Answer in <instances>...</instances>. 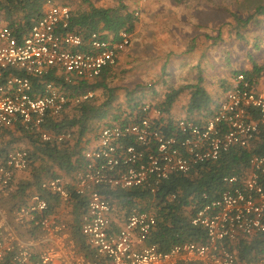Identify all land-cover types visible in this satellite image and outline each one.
<instances>
[{
    "label": "built area",
    "instance_id": "2783aa9c",
    "mask_svg": "<svg viewBox=\"0 0 264 264\" xmlns=\"http://www.w3.org/2000/svg\"><path fill=\"white\" fill-rule=\"evenodd\" d=\"M72 16L68 6L47 0L25 34L0 28V134L21 127L44 142L71 140V133L46 131L48 118L92 100L94 91L69 87L99 78L131 45L126 32L119 40L98 33L85 39L71 30ZM165 118L162 109L145 103L137 122L103 127L86 146L80 169L42 181L41 192L57 206L41 192L21 206L0 204V264H264V250L254 260L234 251L240 239L264 233V156L251 157L245 177L224 178L218 199L203 195L205 204L190 223L205 229L204 243L176 244L167 252L147 244L157 225L153 213L133 207L119 216L107 194L141 188L157 196L173 176L247 149L264 129V90L238 73L202 124ZM30 164L27 148L5 150L0 138V201L16 193L17 178ZM75 203L88 254L72 233Z\"/></svg>",
    "mask_w": 264,
    "mask_h": 264
},
{
    "label": "trees",
    "instance_id": "16d2710c",
    "mask_svg": "<svg viewBox=\"0 0 264 264\" xmlns=\"http://www.w3.org/2000/svg\"><path fill=\"white\" fill-rule=\"evenodd\" d=\"M46 1L0 0V14L6 16L8 26L17 35H22L42 17ZM123 1L119 0L117 6L110 8L90 4L88 10L78 13L72 11L71 30L80 33L85 39L92 33H98L103 39L113 37L115 40L120 39L121 32L133 35L139 20L136 14L129 11L128 7L123 4ZM230 16L234 23L228 25L233 26L238 38L244 40L245 36L240 32L241 30H249L250 27L262 28L264 0L253 3L246 16L238 12L231 13ZM218 38L221 39V37ZM252 64L250 71L242 70L236 74L243 73L254 85H258L260 79L263 78L264 68L253 59ZM114 69L115 66L105 69L102 75L93 82H83L78 86L69 87L74 90V93L84 89L94 92L103 89L106 92V100L101 104L97 105L95 95L88 102L73 106L57 117L48 118L45 125L46 131L53 134L71 133V140L44 142L39 135L29 133L21 127L5 130L0 134L5 150L17 148L15 144L21 140L27 144L31 158L29 169L17 178L16 193L8 200H1L2 206L7 208L21 206L32 194L41 192L40 185L45 179L70 175L80 169L83 166V153L86 150V147L82 146V138L86 135L91 122L96 120L101 122L98 132L106 126L135 123L140 119L141 108L145 103L162 109L165 113V120L172 121L174 119L171 111L174 104L188 95L189 101L185 108L186 118L202 124L213 116L218 102L221 101V99H214L206 88L202 76H198L193 83L169 88L163 98L158 101L153 100L154 96L144 99V97L135 95V92H140L143 96L145 86L142 85H137L133 91L127 89L124 99L118 101L117 94L114 93L115 89L107 83ZM230 89V87H225L226 92ZM113 109H116L117 113L112 112ZM163 132L170 134V129H164ZM254 155L264 156V129L247 149H233L222 154L217 161L200 165L187 175L173 176L164 183L157 196H152L141 188L128 191L110 189L107 194L119 216H125L133 207L151 212L156 216L157 225L147 244L156 245L159 251L167 252L174 245L186 242L204 243L207 240L205 229L193 227L190 223L191 218L205 204L203 195L207 194L209 201L218 199L226 187L224 178L245 177L249 172V161ZM43 195L51 204L57 206V201L50 195L46 193ZM80 209V205L75 203L74 217L71 221L72 233L80 250L88 254V247L85 245V238L79 225ZM262 250H264V233L242 238L234 246L235 254L240 259L254 260Z\"/></svg>",
    "mask_w": 264,
    "mask_h": 264
},
{
    "label": "rangeland",
    "instance_id": "374dc122",
    "mask_svg": "<svg viewBox=\"0 0 264 264\" xmlns=\"http://www.w3.org/2000/svg\"><path fill=\"white\" fill-rule=\"evenodd\" d=\"M54 1L75 13L88 10L90 4L110 8L119 2ZM251 1L124 0L123 4L139 21L136 32L131 35V45L120 55L107 79L110 87L115 89L118 101L124 99L127 89L133 91L137 85L145 86L146 92L143 96L140 92L135 95L144 99L154 96L153 100L158 101L169 88L193 83L198 76L205 80L206 88L215 100L224 98L225 87L232 86L235 73L247 68L252 59L264 60V24L261 29L241 30L244 40L238 38L233 26L228 25L234 23L231 13L246 16L253 3L259 0ZM4 25H8V21L1 13L0 28ZM95 93L97 105L106 100L103 89ZM100 124L98 120L89 124L82 138L83 147L95 141ZM15 145L17 148L28 147L21 140Z\"/></svg>",
    "mask_w": 264,
    "mask_h": 264
},
{
    "label": "crops",
    "instance_id": "0c3cea01",
    "mask_svg": "<svg viewBox=\"0 0 264 264\" xmlns=\"http://www.w3.org/2000/svg\"><path fill=\"white\" fill-rule=\"evenodd\" d=\"M138 27V26H137ZM137 27H136V30H137ZM136 30H135V32H136ZM258 62H259V64L260 65H264V60L263 59H261V61H260V59L258 60ZM252 67H253V64H252V61H251V63L249 64V66L247 67V68H244V70H247V71H250L251 69H252ZM235 75H236V73H235ZM234 75V76H235ZM262 79L263 78H261L260 79V81L258 82V88L259 89H261V90H264V86H263V83H262ZM231 85L232 86H230V88H232L233 87V81H232V83H231ZM212 95V94H211ZM226 95V94H225ZM213 96V95H212ZM225 97V96H224ZM183 99V98H182ZM181 99V100H182ZM222 100L224 99L223 97L221 98ZM181 100H179V101H177L175 104H174V106H173V109H172V111H171V116H172V118L173 119H179V118H185L186 117V114H185V108H186V106H187V104H188V101H189V96L188 95H186V97H184V101H181ZM217 100V99H216ZM221 100V101H222ZM220 101V102H221ZM219 102V103H220ZM218 103V104H219ZM57 203V202H56ZM58 205V204H57Z\"/></svg>",
    "mask_w": 264,
    "mask_h": 264
}]
</instances>
